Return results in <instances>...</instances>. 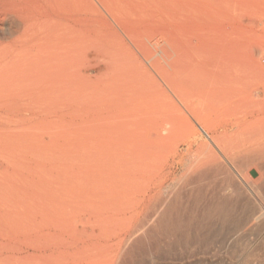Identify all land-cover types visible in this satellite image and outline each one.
<instances>
[{
    "label": "bare ground",
    "instance_id": "bare-ground-1",
    "mask_svg": "<svg viewBox=\"0 0 264 264\" xmlns=\"http://www.w3.org/2000/svg\"><path fill=\"white\" fill-rule=\"evenodd\" d=\"M146 31L112 0H0V235L1 216L8 214L1 211H11L9 254L3 256L0 244V264H133V258L134 264H188L193 255L203 258L205 252L186 250L188 215L179 220L183 210L176 205L208 179L220 181L219 206L207 214L218 232L240 201L259 217L253 237L239 231L226 237L228 260L264 264V209L249 193L257 191L264 202V185L219 168L209 155L264 151L263 55L165 54L155 70L128 71L80 127L91 144L49 157L25 200L13 203V185L2 179V137L13 140L14 125L28 121L34 104L92 97L95 80L88 73L97 69L96 60L126 53L125 38L151 44ZM200 135L207 141L193 153ZM207 163L218 170L206 172ZM207 215L202 212L198 223ZM258 234L262 240L250 250ZM154 241L162 250L148 249ZM219 257L215 251L207 260Z\"/></svg>",
    "mask_w": 264,
    "mask_h": 264
},
{
    "label": "rangeland",
    "instance_id": "rangeland-1",
    "mask_svg": "<svg viewBox=\"0 0 264 264\" xmlns=\"http://www.w3.org/2000/svg\"><path fill=\"white\" fill-rule=\"evenodd\" d=\"M112 1L131 18L139 19L143 23V28L147 30L144 35L145 39L149 38L151 44L142 45L140 41L131 37L125 38L128 50L126 53L109 59L98 58L96 60L97 69L88 73L95 80L92 97H86L84 101L73 104H34L30 108L28 121L18 122L14 125L13 140L10 141L4 136L2 137L1 152H5L2 153V179L9 185H13L12 201L14 204L25 200L27 186L42 174L49 157L59 152H79V143L91 144L88 136L80 137V127L83 124L87 125L86 123L93 119L91 114L94 113V108L106 103L113 89L123 85V76L128 71L155 70L158 68L161 57L165 54L193 57L218 53L264 56V0ZM168 69L171 70L169 67ZM243 105L245 106V104ZM253 126L254 129H258L256 123ZM203 140L206 139L202 135L193 138L191 152H200L196 150L197 144ZM178 145V150L185 152L183 143L179 142ZM209 146L211 149L214 148L210 144ZM214 150L216 149L214 148ZM214 150L213 152H215ZM216 151L218 153L215 152V155L214 153H203V159L207 160L204 155L213 154L211 158L216 159L219 168L227 169L238 178L245 176L243 179L247 178L256 185H264V151L245 152V154L241 151H231L230 154H221L218 150ZM164 152H172V150L169 148ZM212 167L207 163L203 169L214 174L218 168H215L214 165ZM212 169L214 171H211ZM8 180L12 181L8 182ZM219 184L218 179L205 180L203 185L190 191L188 200L176 205V209L183 210L179 220L184 217V221L185 216L188 215L186 220H189V239L187 240L189 243L186 250L190 252L199 250L206 253L203 258L200 255L189 257L188 264H237L228 260V253L232 250L231 246L226 244L229 241L228 238L238 231L244 234L250 233V237H253L252 232H255L254 228L259 217L253 216L251 210L247 212L252 204L244 201H240L235 207L236 211L234 212L239 213L237 216H235L236 213L232 216L235 221L222 220L225 227L222 231H217L215 219L208 216V213L210 209L219 206L214 201L217 198L216 192ZM230 191V189H226L227 193ZM197 193L198 197L202 194V198L200 197L201 201L194 202L193 197ZM249 193H251L252 203L258 204L264 209V202L260 200L259 193L255 190H251ZM5 210L7 212L1 211V214L8 213L1 216L2 226L5 228V231H2L0 235L3 256L9 254L10 222L8 220L11 218V211ZM238 211L244 212L243 215H240ZM202 212L208 215L202 223H198ZM248 213L249 216H247ZM229 226L230 228H226ZM196 232L203 234L200 237L202 239L195 238ZM261 235L258 234L257 238H252L249 245L250 250L254 249L262 240L263 236ZM156 239L158 243V238ZM156 241L148 249L155 252L162 250L158 244L156 245ZM196 243H202L203 246L195 247ZM174 249L173 251L179 250V248ZM215 251L220 253L219 261L209 262L207 259ZM135 259H132L133 264ZM166 260H161L158 264H163ZM4 264H8V261L5 260Z\"/></svg>",
    "mask_w": 264,
    "mask_h": 264
}]
</instances>
